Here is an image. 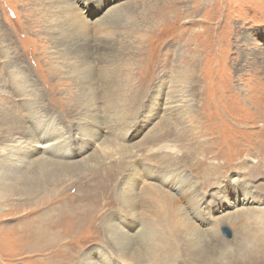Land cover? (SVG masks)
<instances>
[{"label":"rangeland","instance_id":"obj_1","mask_svg":"<svg viewBox=\"0 0 264 264\" xmlns=\"http://www.w3.org/2000/svg\"><path fill=\"white\" fill-rule=\"evenodd\" d=\"M0 264H264V0H0Z\"/></svg>","mask_w":264,"mask_h":264},{"label":"bare ground","instance_id":"obj_2","mask_svg":"<svg viewBox=\"0 0 264 264\" xmlns=\"http://www.w3.org/2000/svg\"><path fill=\"white\" fill-rule=\"evenodd\" d=\"M72 21V20H71ZM101 22V21H100ZM72 26V25H71ZM75 28V27H74ZM97 28V27H96ZM61 34V33H60ZM99 51V50H98ZM54 143H55V141H54ZM54 143H48V141H46L45 142V145L44 146H42V148L43 147H45V149L47 150V149H53V148H55L56 146H55V144ZM44 144V143H43ZM44 149V150H45ZM51 151V150H50ZM52 152V151H51ZM55 153V152H54ZM50 163V162H49ZM41 165V164H40ZM53 169V168H52ZM55 169V168H54ZM37 171V170H36ZM44 171L45 170H43V168H42V174L44 173ZM48 171V170H47ZM51 172H54L53 174H58L59 172L61 173V171L59 170V169H55V171H51ZM56 172V173H55ZM39 173V172H38ZM41 174V175H42ZM50 174V173H49ZM49 174H47V175H49ZM28 175H29V173H28ZM47 175H43V180L46 182L47 181V183H48V180H51V178H52V176H50V177H48ZM52 175V174H51ZM31 177V176H30ZM41 177V176H40ZM46 177H48L47 179H45ZM144 177V176H143ZM54 178V177H53ZM26 179H28L29 180V178H27L26 177ZM55 179V178H54ZM29 181H31L33 184L31 185L30 184V187L28 188V190L29 189H31V192H34V189L35 188H37V187H41V185H38L40 182H41V179H36V177H34L32 180H29ZM143 183V182H142ZM190 185V184H189ZM42 190V189H41ZM29 192V191H28ZM134 192V191H133ZM140 192V191H139ZM132 193V192H131ZM156 194V193H155ZM142 195V194H141ZM159 195V194H158ZM149 198H150V196H149ZM171 198V197H170ZM151 199V198H150ZM153 199H155V198H153ZM158 199V198H157ZM147 200H149V199H147ZM164 200H166V199H164ZM169 200V199H168ZM151 201V200H150ZM158 201V200H157ZM141 202V201H140ZM143 202V201H142ZM143 205V204H142ZM229 205V204H228ZM141 207V206H140ZM241 210V209H240ZM251 212V211H250ZM242 213V212H241ZM240 213V214H241ZM245 214H246V212H245ZM187 223V222H186ZM143 227V226H142ZM120 233V232H119ZM233 235V234H232ZM152 236V235H151ZM248 236V235H247ZM249 237V236H248ZM256 237V236H255ZM245 239V238H244ZM250 239V238H249ZM147 240H149V239H147ZM144 242V241H143ZM248 243V242H247ZM244 244V243H243ZM196 245V244H195ZM245 245V244H244ZM249 246V245H248ZM256 247V246H255ZM249 248V247H248ZM246 249H247V247H246ZM252 249V248H251ZM249 251V250H248ZM256 252V251H255ZM247 254V253H246ZM255 255V254H254ZM237 258H239L238 256H237ZM254 258V257H253ZM240 259V258H239Z\"/></svg>","mask_w":264,"mask_h":264},{"label":"water","instance_id":"obj_3","mask_svg":"<svg viewBox=\"0 0 264 264\" xmlns=\"http://www.w3.org/2000/svg\"><path fill=\"white\" fill-rule=\"evenodd\" d=\"M224 231H225L226 237L228 239H231L232 238V231L229 228H225Z\"/></svg>","mask_w":264,"mask_h":264}]
</instances>
